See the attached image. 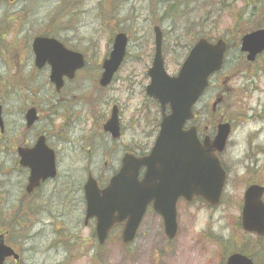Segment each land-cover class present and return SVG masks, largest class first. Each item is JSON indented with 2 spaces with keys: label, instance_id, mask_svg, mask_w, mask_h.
Listing matches in <instances>:
<instances>
[{
  "label": "rangeland",
  "instance_id": "obj_1",
  "mask_svg": "<svg viewBox=\"0 0 264 264\" xmlns=\"http://www.w3.org/2000/svg\"><path fill=\"white\" fill-rule=\"evenodd\" d=\"M2 1L0 103L6 133L21 123L23 109L28 105L42 110L34 130H48L61 123L57 115L63 110L56 109L57 98L48 83V73H36L32 65L30 43L34 37L44 33L43 36L54 38L67 49L83 55L86 64L90 65L71 88L65 106L73 127L68 138L77 140L85 134L83 130L90 127L86 123L87 106L80 98L93 93L94 87L98 90L96 82L100 72L96 68L98 74L95 75L94 65L107 58L116 34L126 35V62L118 72V80L102 95L105 102L99 106V111L107 112L110 100L117 101L121 107L125 105L124 120L128 128L118 143L95 139V168L100 171V176L97 178L94 174V177L98 180L104 175V151H108L111 158L121 148L141 156L152 147L154 138L150 126L157 117L156 107L145 100L141 91L147 86L145 72L152 58L151 30L155 24L162 30L164 66L171 76L177 73L198 39L229 40L235 36L233 29L242 34L238 30L252 31L256 26L264 25V0H30L31 11L34 9L31 17L23 19L20 14L17 17L22 25L14 16L6 14L10 12L6 10L7 0ZM238 54V50L231 48L229 64L238 62ZM259 60L256 67L264 69V58ZM217 81L218 77L211 80L206 102L214 99ZM261 82L264 85V78ZM140 105L144 109L142 126L131 129V120L140 118L137 114ZM207 119L212 123L210 116ZM207 132L211 135V131ZM103 145L107 146L101 149ZM236 151L242 153V147L229 146L221 157L228 172L221 205L211 210L200 202H179L176 208L178 231L170 243L163 236L160 218L148 210L135 241L128 247H122L117 240L119 227L110 233L103 247L98 248L95 240L83 243L80 249H74L77 246L73 243H68L70 246L67 247V243L61 240L64 236L83 240L91 237L93 231L92 223L83 228L82 217L76 211H68L61 221L56 222V227L48 224L36 227L34 237L20 245L24 251L23 264H170L179 254L183 241L192 245L190 255L197 258L194 261L197 264H224V259L232 252H243L246 256H253L255 264H264V240L256 244L254 237L244 235L238 227L243 191L251 184H264V158L258 156L257 165L251 161L241 165L242 157L236 159ZM68 165L69 162L63 159V170ZM246 167H249L247 172ZM0 215L2 231L8 224L10 213L0 212ZM46 221L42 219V222ZM203 233L222 240L215 245L203 238ZM154 252L158 256L157 262L153 260Z\"/></svg>",
  "mask_w": 264,
  "mask_h": 264
},
{
  "label": "water",
  "instance_id": "obj_2",
  "mask_svg": "<svg viewBox=\"0 0 264 264\" xmlns=\"http://www.w3.org/2000/svg\"><path fill=\"white\" fill-rule=\"evenodd\" d=\"M155 33V55L152 68L147 75L150 84L146 95L160 104L162 121L160 132L151 153L142 159L125 156L121 169L104 189L88 179L84 187L85 220L94 219V233L99 246L104 245L111 229L123 224L120 240L123 245L130 244L136 235L146 207L158 214L163 222L164 235L168 240L176 236L175 205L179 198L191 202L193 198L202 199L211 208L220 203V196L226 179L215 154L224 150L229 133L228 126H218L214 139L205 138L198 143L195 130L183 131L184 124L191 119V108L202 94L210 75L217 72L222 64L225 45L218 41L210 45L199 40L183 63L176 78H169L163 70L161 56V35ZM123 34L115 36L108 59L102 65L103 74L100 85L105 87L121 65L126 47ZM34 65L41 69L45 64L50 67V83L56 92L62 86V77L82 66L79 54L67 51L54 39L36 38L32 43ZM264 50V31L254 32L241 41V51L247 54V61ZM169 106L170 114L165 116L164 108ZM27 127L36 120L34 110L25 114ZM0 128L2 121L0 117ZM104 131L117 138V124L114 116L104 126ZM30 155L21 157L31 162V182L53 176V161L46 158L45 147L40 139ZM27 160V161H28ZM145 169L143 179L137 182L138 172ZM264 189L251 186L242 199L240 228L243 232L262 237L264 235ZM12 252L3 246L0 236V264ZM226 264H251L239 255L231 256Z\"/></svg>",
  "mask_w": 264,
  "mask_h": 264
},
{
  "label": "flooded vegetation",
  "instance_id": "obj_3",
  "mask_svg": "<svg viewBox=\"0 0 264 264\" xmlns=\"http://www.w3.org/2000/svg\"><path fill=\"white\" fill-rule=\"evenodd\" d=\"M2 3L4 1L0 2V4ZM5 4L7 6L6 10H10L6 14L14 16L17 21L19 20L17 18L19 14L24 19L28 16L31 17L34 11V9L31 11L32 4L30 0H7ZM17 6L18 8H16ZM19 23L20 25L23 24L20 20ZM232 32L236 31L232 30ZM231 48L234 51L239 50V43L233 42L227 46L224 66L215 77H218V81L217 84L215 83L217 89H215L214 99L206 102V92L203 94L193 108V119L187 123L186 129L194 126L199 140L202 141L207 129V116L212 118L210 121L214 125L227 123L230 126L227 145L233 148L242 147V153L236 151V159L239 156L242 157L241 165L246 161H251L257 165V157L264 158V85L261 82L264 78V69L256 67V64L259 58H264V52L250 65L245 61L246 55L239 50L238 62L235 64L233 61L229 64L228 61L232 60ZM104 60L94 65L95 75L100 72L96 82L99 91L94 87L93 93L80 98L87 106L86 123H89L90 127L87 131L83 130L85 134L79 139L71 140L68 138L73 131V127L65 106L68 104L67 95L71 88L81 78L80 74L90 67L86 64L84 56L80 68L69 73L68 76L62 77V87L59 92H55L54 87L50 85L57 98L56 109L63 110L57 115V119L61 121L60 125L56 127L52 125V128L48 130H34L41 119L42 110L28 105L23 109L22 119L27 110L33 109L36 120L31 126L27 128L22 120L21 123L12 126L8 133L5 129L0 131V212L10 213L7 228L0 234L4 235V245L10 248L15 255V258H8L3 264H23L24 251L20 245L34 237L33 231L36 227L45 224L56 227V222L61 221L68 211H76L80 217L84 215L83 187L85 181L89 176L93 177L94 174L97 178L100 176V171L95 168L97 164L95 162L97 154L95 139H107L110 143H118L128 128L127 122L124 120L123 110L125 105L121 107L117 101L110 100L108 111H99V106L105 102L102 95L118 80V75H114L108 85L105 87L100 85ZM124 62H126V59ZM151 65L152 58L149 68ZM33 68L36 73L47 72L49 75V67L36 69L33 65ZM96 68L99 69L98 73ZM149 68L145 72L147 85ZM145 87H143L141 95L156 107L157 117L153 119L150 126L152 138L155 139L158 134L160 109L155 101L146 98ZM95 93H97V96ZM74 99H79V97ZM142 100L141 98V102ZM137 110L140 118L135 117L131 120V129L141 128L142 126L143 119L141 117L144 116V109L140 105ZM112 113L118 119V139L116 140H113L110 134L104 131V126L109 121ZM40 139L45 147L46 158H51L53 161V176L31 182V162L25 159V164L22 165L21 157L30 155L33 149L36 152L39 151L36 145ZM138 145L134 144V146ZM105 146L107 145L100 147L102 149ZM128 153L135 155L133 152L121 148L114 152L112 154L113 158H111L110 153L104 151L102 154L104 175L99 180L105 182L115 175L122 158ZM63 159L69 162L65 170L62 167ZM244 170L247 172L249 167L244 168ZM142 173L143 170H141L139 178H141ZM42 219H47L46 223L42 222Z\"/></svg>",
  "mask_w": 264,
  "mask_h": 264
},
{
  "label": "bare ground",
  "instance_id": "obj_4",
  "mask_svg": "<svg viewBox=\"0 0 264 264\" xmlns=\"http://www.w3.org/2000/svg\"><path fill=\"white\" fill-rule=\"evenodd\" d=\"M191 253L192 245L183 241L179 254L170 261V264H197L194 262L196 257L193 258Z\"/></svg>",
  "mask_w": 264,
  "mask_h": 264
}]
</instances>
